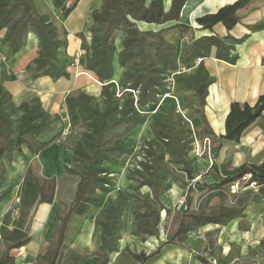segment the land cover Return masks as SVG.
<instances>
[{
  "label": "trees",
  "instance_id": "trees-1",
  "mask_svg": "<svg viewBox=\"0 0 264 264\" xmlns=\"http://www.w3.org/2000/svg\"><path fill=\"white\" fill-rule=\"evenodd\" d=\"M255 0H238L227 5L214 14L197 19L202 30H213L217 24H223L231 31L240 22L238 12L248 8ZM56 16L61 21L67 19L77 6L78 0H51ZM187 0H173L169 12H165L163 0H102V7L93 13L94 25L91 27L92 41L88 55L84 60L87 71L92 72L103 84L102 104L85 93L74 101V109L80 116L85 132L81 140L72 149V166L67 171L79 177L72 200L62 217L59 218L58 236L44 256V264H61L64 253L71 248L75 236L69 234L72 223L87 219L94 209L104 203V193L114 185L109 165L120 164L121 160L133 153V146L128 137L148 120L146 112L149 105H155L160 97L169 93L168 78L175 76L183 88L192 92L198 99L193 111L201 118L202 125H195L194 134L200 140L209 138L218 143L220 150L223 141L239 143L243 133L264 113V95L260 96L254 106L233 102L226 119V134L217 136L212 130L205 108L209 87L214 79L200 64L190 76L177 74L181 66L193 67L195 62L211 55L216 48V58L230 64L237 62L233 54L232 41L238 42L229 34L226 37L216 35L192 37L187 49L179 57L176 47L170 43L165 33L177 29L182 36L194 34V28L179 23L181 11ZM174 25L160 31H142L138 23ZM6 30L3 40L11 46L14 54L26 46L28 35L33 33L39 41L38 56L27 67L32 79L51 77L54 80L68 77L67 66L59 59V50L66 48V31L56 26L50 16L40 15L35 0H0V32ZM252 31L264 30V23L251 27ZM122 32V52L119 64L124 69L122 83L127 90L121 98L117 96L116 84L113 83L114 59L116 55L115 34ZM240 42V41H239ZM93 53L94 56L90 54ZM3 76L0 74V85ZM19 111L20 119L15 118L8 93L0 91V186L5 182L8 165L14 160L15 153H22L23 148L31 154H39L61 138L57 134L48 140L43 137L48 133L58 117H52L44 111L40 100L35 98L23 104ZM194 117V116H193ZM160 121L151 125L153 138L142 146L144 161L139 165L142 170H135L132 181L135 187H147L150 193L143 195L139 201L144 210L138 213L136 236L145 240L156 237L159 243L149 252H133L125 248V254L135 263L146 264L160 253L167 244H178L181 239L196 229L208 225L225 226L245 216V209L230 204L231 186L249 177L247 184L264 186V158L260 165L245 163L233 170L219 183L213 185L191 184L195 179L194 164L197 158L190 157L194 137L186 134V128L176 118L173 104L159 114ZM178 166L187 175L190 182L186 194V205L174 214L171 228L164 240L159 239L161 210L166 207L161 201L163 192L171 190L172 185L164 189L165 181L170 177V166ZM31 174L29 170L27 176ZM39 191V204H52L55 200L57 182L55 178L34 181ZM200 192L194 205V194ZM8 193L0 192V200ZM235 198V196H234ZM218 202L214 204V200ZM125 204L117 201L110 204L104 213L96 218L102 228L101 247L92 252L97 257L94 264H110L112 254L119 251L122 239V218ZM3 238L6 236L3 233ZM68 240L70 242L68 243ZM31 242V237L24 236L7 243L0 254V264H15L11 251L20 249ZM213 241L208 240L206 249ZM203 264H211L199 254ZM249 261V260H248Z\"/></svg>",
  "mask_w": 264,
  "mask_h": 264
},
{
  "label": "crops",
  "instance_id": "crops-1",
  "mask_svg": "<svg viewBox=\"0 0 264 264\" xmlns=\"http://www.w3.org/2000/svg\"><path fill=\"white\" fill-rule=\"evenodd\" d=\"M73 1L76 0H69L70 3ZM151 1L147 0L148 3ZM236 1L238 0H187L181 11L179 23L193 27L194 34L182 36L177 29L165 33L166 39L178 49L179 57L187 49L192 37L196 39L211 35L226 37L230 34L238 41L231 42L234 45L233 54L237 55L235 64L217 59L216 48H213L208 58L195 62L191 68L182 65L180 72L177 73L190 76L201 64L210 78L214 79L209 87L205 114L217 136L226 134V119L233 102L254 106L259 97L264 95V30H251L252 26L264 23V0H255L248 8L239 11L240 22L231 31L223 24L215 25L211 31L202 30L197 23L198 18L214 14ZM172 2L173 0H163L165 12L170 11ZM101 7L102 0H78L70 16L57 25L67 33L65 39L67 46L59 50V59L67 66L69 74L68 77L57 80L48 76L32 79L27 72V67L38 56L39 41L35 34L30 33L26 46L14 54L9 43L3 40L6 30L0 32V74L3 76L0 91L10 95L16 119L23 115L19 108L35 98L40 100L44 111L52 117H58L51 130L44 135V140L60 133L62 137L60 130H64L67 124L71 126L81 124L78 112L73 110V103L80 94L96 97L102 92L103 84L84 66L87 50L92 41L90 29L94 25L93 13ZM174 24L175 22L160 25L140 22L138 27L142 31L157 32ZM114 38L116 55L113 63V83L118 85L122 83L124 72L119 64V53L122 52L125 34L118 32ZM77 52L83 54L82 62L79 66H73V58ZM90 55L94 56L93 53ZM175 89L190 96L192 106L197 105L198 99L192 92L185 90L181 83L176 82ZM194 118L195 125L201 126V118L198 116ZM136 131L137 137L151 136V129L146 123L134 132ZM60 139L39 154H31L27 148H23L22 153H15L13 163L6 168V180L0 186V192L8 193L0 200V254L17 234L31 237L28 245L11 251L15 264H37L39 256L46 255L50 247L46 248L48 236L53 234L57 226L59 227L58 210L60 207L67 208L73 198L72 196L71 200L66 202L59 197V190L68 176L67 168L72 166L73 156L71 139L67 143H62ZM212 144L215 162L200 158L194 164V177L202 185L219 183L245 163L260 165L264 158V113L243 133L239 143L223 141L218 151H216L218 143ZM109 167L111 175L120 177L119 186H127L126 168L122 164ZM29 170L31 174L27 176ZM181 174L187 178L185 173ZM51 178H55L57 182L55 200L52 204H39V191L34 181L41 182ZM248 179L249 177H246L239 183V191L234 195L237 199L234 205L245 209L243 218L225 226L208 225L196 229L184 236L177 245L163 246L160 253L150 258L146 264H203L199 260V254L206 257L211 264L213 261H216V264H236L253 259H257L259 264H264V186L249 185ZM28 186L32 188L28 189ZM168 194L174 195L175 200H178L180 191L172 185ZM16 197L20 199L18 219H22L23 226L20 229L14 226L3 229L2 219L10 211ZM102 212H98L95 217ZM95 217L89 216L83 220L79 228L80 233L75 236L69 249V253L73 254L71 260L65 256L61 264L96 262L97 257L91 253L98 252L101 247L102 228L97 224ZM3 233L7 235V241L3 238ZM159 233V239L164 240L167 232L161 233L159 229ZM209 239L213 244L206 249L205 245ZM158 243L156 237L143 240L133 233L122 234L119 251L115 254L121 253L125 248L133 252H149ZM45 248L46 251L43 252Z\"/></svg>",
  "mask_w": 264,
  "mask_h": 264
},
{
  "label": "rangeland",
  "instance_id": "rangeland-1",
  "mask_svg": "<svg viewBox=\"0 0 264 264\" xmlns=\"http://www.w3.org/2000/svg\"><path fill=\"white\" fill-rule=\"evenodd\" d=\"M74 2V1H73ZM71 2V3H73ZM36 3V8L37 11L39 12L40 15H48L50 16L51 20L56 23V26L60 24L61 18H58L56 16L57 12H54L52 2L51 0H35ZM176 78L175 76H170L168 78V89L169 93L160 97V100L157 104L155 105H149L147 107V122L146 124L149 125L151 129V125L155 121H160L159 119V114L166 112L170 107L171 104H173L176 108V118L179 119L180 125L182 127L186 128V134L189 136L193 137L194 133V127H195V113L193 111L194 106H192V100L190 99V96H186L185 94L181 93V91H178L175 89L176 86ZM125 85L123 83H120L116 85V90H117V96L121 98V96L127 91L125 89ZM95 100L101 105L102 104V96L98 95L94 97ZM67 127V125H66ZM65 127V128H66ZM85 127L82 126L81 124L77 125H72L70 129V134L67 137L66 141H60L62 143H67L71 139V144H72V149L76 144L81 140L83 133L85 132ZM60 130V132L63 133ZM138 131V130H137ZM137 131L134 132L132 135L128 137V141L131 142L133 146V153L131 155L125 156L121 162L120 165L124 166L126 170L128 171V181H126L127 186L125 187H120L119 182H120V177H117V175H111L114 179V185L111 186L110 191L107 193H104V203L100 208L94 209L90 217H95V215L98 212L104 213V211L109 207L110 204H115L118 200L122 201L125 204V211L124 215L122 218V234H127V233H133L135 234L137 232V220H138V213H141L144 209L141 208V201L140 199L143 198V195L146 193H150L149 188L143 187L139 188L136 190V186L138 185L137 182L132 181L131 177L132 174L135 170H142L141 166L139 165L141 162L144 161V154L142 151V146L145 144L146 141H149L153 138L152 130H151V136L146 137L145 135L143 137H137ZM199 142H195L191 145V151H190V157L192 158H197V159H202L206 158L210 162H215V154H214V147L213 144L211 145L210 150L207 148L200 154V156H197V144L203 147V140L198 139ZM201 142V143H200ZM73 165V164H72ZM73 167V166H71ZM178 166H173L171 165L169 168V173L170 177L165 181L164 189H167L170 185H174L179 191H180V196L178 200H175V196L168 194V192H163L161 195V201L165 205L166 209L161 210V217H160V225L159 229L161 233L168 232L171 228V222L173 219L174 214L176 212H180L184 209L186 204H181L180 200L182 201L184 194H186V189L189 188L190 182L185 178L184 175H182L181 171H179ZM67 178L64 180V185L61 186L59 190V197L63 201H70L72 196L74 195V191L76 188L77 181L79 177L77 175H74L70 172L67 171ZM181 177H184L182 179ZM28 189H31L32 186H28ZM30 191V190H29ZM30 192H28L29 194ZM238 192L234 193L231 190V198H230V204H235L236 200L234 198V195H237ZM200 195V192H196L194 194V205L197 203V197ZM218 202V199L214 200V204ZM65 203V202H64ZM20 206V205H19ZM18 206V209H20ZM13 207V205H12ZM11 207L10 211L6 213L4 218L2 219V228L6 229L9 226H14L16 229H20L23 225L21 223L22 219L19 218L20 210H18V215L14 216L13 215V208ZM67 208L63 209V207H60L58 210V220L60 217H62L65 213ZM101 214V215H102ZM101 215H97V217H100ZM83 220L79 219L76 222L72 223L71 229L69 231L70 236H74L76 231L80 228ZM60 223V222H59ZM59 225V224H58ZM14 228V229H15ZM121 234V235H122ZM7 236V235H6ZM57 236H58V226L57 229L53 232V234L49 235L47 241H46V248L48 249L49 246L54 245L57 241ZM24 237L23 235L17 234L13 240L19 239ZM7 238V237H6ZM7 241V239H6ZM70 240H68V243ZM157 243H155L156 245ZM46 248L43 250V252L46 251ZM70 250L66 251L64 253L63 258L67 256L71 260V256L73 254L69 253ZM70 255V256H69ZM63 262V260H62ZM135 264L132 262V260L125 254L124 251H121V253L114 254L111 258V263L110 264ZM37 264H44V256L40 255L39 258L37 259Z\"/></svg>",
  "mask_w": 264,
  "mask_h": 264
},
{
  "label": "built area",
  "instance_id": "built-area-1",
  "mask_svg": "<svg viewBox=\"0 0 264 264\" xmlns=\"http://www.w3.org/2000/svg\"><path fill=\"white\" fill-rule=\"evenodd\" d=\"M82 58H83V54L81 52H77L73 58V62H72V65L73 66H79L82 62ZM200 61V60H198ZM70 129H71V125L70 124H67V127L64 129L63 133H62V137H61V140L62 141H66L67 140V137L68 135L70 134ZM193 137H194V141L195 142H199L198 141V138L196 137V135L193 133ZM201 143V142H200ZM203 143V147L200 146L199 144H197V156H200V154L202 152H204L205 149H209L211 148V145H212V141L209 139V138H205L203 139L202 141ZM195 182H197V179H194L191 184H194ZM252 186H256V183H252ZM231 190L236 193L239 191V183L231 186ZM186 191L188 192V188L186 189ZM186 192V194H187ZM186 194H184L183 196V199L182 201L180 200V203L181 204H186ZM19 203H20V199L18 197L15 198V200L13 201L12 205H13V215L16 216L18 215V206H19ZM213 264H216V261H213ZM236 264H259L257 259H253V260H249V261H240Z\"/></svg>",
  "mask_w": 264,
  "mask_h": 264
}]
</instances>
